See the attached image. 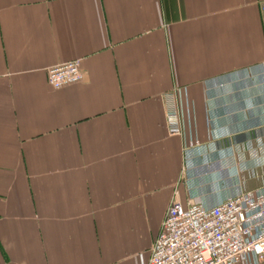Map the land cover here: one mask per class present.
<instances>
[{"label":"crops","instance_id":"obj_1","mask_svg":"<svg viewBox=\"0 0 264 264\" xmlns=\"http://www.w3.org/2000/svg\"><path fill=\"white\" fill-rule=\"evenodd\" d=\"M263 4L0 0V264H145L175 194L264 192Z\"/></svg>","mask_w":264,"mask_h":264},{"label":"built area","instance_id":"obj_2","mask_svg":"<svg viewBox=\"0 0 264 264\" xmlns=\"http://www.w3.org/2000/svg\"><path fill=\"white\" fill-rule=\"evenodd\" d=\"M260 10L264 19V4ZM262 70L264 75V62ZM82 78L80 59L47 71V82L55 90ZM182 101L179 88L162 95L168 134L190 149L197 141L186 135ZM179 202L175 194L145 264H264L262 190L228 197L213 208L193 202L183 208Z\"/></svg>","mask_w":264,"mask_h":264}]
</instances>
